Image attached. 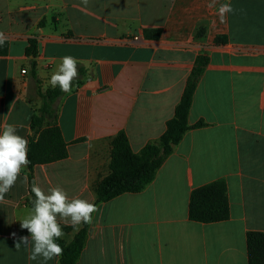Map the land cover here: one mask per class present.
Wrapping results in <instances>:
<instances>
[{
    "label": "crops",
    "instance_id": "obj_1",
    "mask_svg": "<svg viewBox=\"0 0 264 264\" xmlns=\"http://www.w3.org/2000/svg\"><path fill=\"white\" fill-rule=\"evenodd\" d=\"M209 3L0 0V31L9 43L0 56V131L13 124L30 142L40 88L52 87L63 56L79 61L71 94L55 103L69 155L33 169L45 192L60 186L70 199L99 208L76 264H249L247 236L264 232V0ZM224 3L235 11L221 23ZM148 29H160V37H146ZM30 39L38 45L39 84L26 52ZM200 54L209 63L188 122L205 124L186 131L142 191L96 202L95 187L110 173L112 139L124 131L134 153L158 141ZM25 170L0 202V264H44L29 259L30 247L15 249L19 237L30 236L20 228L32 209ZM217 181L226 185L229 217L192 220V192ZM60 223L70 242L77 232Z\"/></svg>",
    "mask_w": 264,
    "mask_h": 264
},
{
    "label": "trees",
    "instance_id": "obj_2",
    "mask_svg": "<svg viewBox=\"0 0 264 264\" xmlns=\"http://www.w3.org/2000/svg\"><path fill=\"white\" fill-rule=\"evenodd\" d=\"M205 29L201 27L197 31V37H203ZM148 38L158 39L160 29L145 30ZM222 38H218L220 41ZM9 43L0 47V56L7 55ZM31 60V75L38 79L35 58L38 55L36 39L29 40L26 50ZM209 58L200 54L195 60L194 68L187 79L186 86L179 104L175 108V115L167 122L165 132L154 143L147 144L140 153H134L129 138L124 131H120L111 141L110 173L105 176L95 187L96 202L109 201L123 193H138L142 191L155 177V174L163 160L172 153L174 146L180 142L183 135L191 128L203 126V121L191 126L188 118L197 83L203 74ZM64 93L57 86L45 91L39 90L43 100L40 113L32 116L33 135L28 145V159L31 163L24 173L28 178L29 196L26 204L32 208L35 199L31 193L32 182L35 181L33 169L36 165L48 164L64 160L68 157V146L61 129L57 124L56 110L52 107ZM48 119V120H47ZM47 126L44 127V123ZM229 203L226 185L223 181H217L194 190L191 194L189 214L194 221L203 223L223 221L229 217ZM89 224H83L74 238L67 242L60 239L57 242L63 247L61 264H76L83 250ZM247 249L249 264H264V232H250L247 236Z\"/></svg>",
    "mask_w": 264,
    "mask_h": 264
},
{
    "label": "clouds",
    "instance_id": "obj_3",
    "mask_svg": "<svg viewBox=\"0 0 264 264\" xmlns=\"http://www.w3.org/2000/svg\"><path fill=\"white\" fill-rule=\"evenodd\" d=\"M85 6L89 0H81ZM216 0H211L208 7H214ZM233 9L230 3L219 6L218 17L221 23L225 22L228 13ZM8 40V36L0 31V47ZM79 61L65 55L61 58L58 70L51 75L50 85L57 86L63 93L71 94L73 82L79 77ZM28 140L17 133L13 124H4L0 131V202L15 186L22 169L31 161L28 159ZM27 184V177L24 178ZM31 193L35 199L32 201L30 214L20 221V228L27 230L30 236L19 237L15 242V249L21 246L30 247V260L42 258L47 261L63 256V247L57 242L65 236L60 221L78 232L83 224H91L93 213L99 211L98 206L85 199L69 198L67 192L60 186L50 187L45 192L35 181L31 185ZM15 236V233H13Z\"/></svg>",
    "mask_w": 264,
    "mask_h": 264
},
{
    "label": "built area",
    "instance_id": "obj_4",
    "mask_svg": "<svg viewBox=\"0 0 264 264\" xmlns=\"http://www.w3.org/2000/svg\"><path fill=\"white\" fill-rule=\"evenodd\" d=\"M27 71L25 69L22 70V73L25 74Z\"/></svg>",
    "mask_w": 264,
    "mask_h": 264
},
{
    "label": "rangeland",
    "instance_id": "obj_5",
    "mask_svg": "<svg viewBox=\"0 0 264 264\" xmlns=\"http://www.w3.org/2000/svg\"><path fill=\"white\" fill-rule=\"evenodd\" d=\"M42 104H43V101H42V103H41V107H42ZM52 107L55 109V104H54Z\"/></svg>",
    "mask_w": 264,
    "mask_h": 264
}]
</instances>
